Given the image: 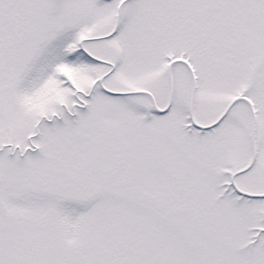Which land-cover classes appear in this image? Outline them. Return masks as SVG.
<instances>
[{
	"label": "snow or ice",
	"instance_id": "6c2138e0",
	"mask_svg": "<svg viewBox=\"0 0 264 264\" xmlns=\"http://www.w3.org/2000/svg\"><path fill=\"white\" fill-rule=\"evenodd\" d=\"M0 264H264V0H0Z\"/></svg>",
	"mask_w": 264,
	"mask_h": 264
}]
</instances>
